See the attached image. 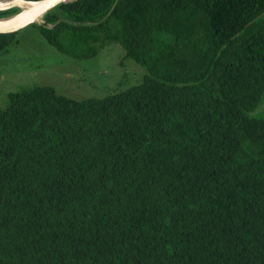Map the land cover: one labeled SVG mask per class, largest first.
Instances as JSON below:
<instances>
[{"label":"trees","instance_id":"trees-1","mask_svg":"<svg viewBox=\"0 0 264 264\" xmlns=\"http://www.w3.org/2000/svg\"><path fill=\"white\" fill-rule=\"evenodd\" d=\"M45 19L59 52L117 42L145 73L104 97L8 95L0 264H264V0H74Z\"/></svg>","mask_w":264,"mask_h":264},{"label":"rangeland","instance_id":"rangeland-1","mask_svg":"<svg viewBox=\"0 0 264 264\" xmlns=\"http://www.w3.org/2000/svg\"><path fill=\"white\" fill-rule=\"evenodd\" d=\"M45 20L44 15L42 22L34 23L41 25ZM124 56L117 42L87 57L62 53L53 48L35 24L26 25L16 31L14 41L0 50V108L5 107L10 93L26 88L51 86L67 97L83 99L111 94L120 82L123 88L136 84L145 69ZM251 115L264 117V101Z\"/></svg>","mask_w":264,"mask_h":264},{"label":"water","instance_id":"water-1","mask_svg":"<svg viewBox=\"0 0 264 264\" xmlns=\"http://www.w3.org/2000/svg\"><path fill=\"white\" fill-rule=\"evenodd\" d=\"M74 0H12L9 3H0V8L7 6H16L19 8L14 14L0 17V33L15 32L22 27L36 22V20L43 16L52 8L62 2H70ZM18 3H24L28 6L26 9H20Z\"/></svg>","mask_w":264,"mask_h":264},{"label":"bare ground","instance_id":"bare-ground-1","mask_svg":"<svg viewBox=\"0 0 264 264\" xmlns=\"http://www.w3.org/2000/svg\"><path fill=\"white\" fill-rule=\"evenodd\" d=\"M12 0H0V3H3V2H5V3H9V2H11ZM17 4H18V6L20 7V9H26V8H28V6L27 5H25L24 3H18L17 2ZM36 21H40V22H42L43 21V16H40Z\"/></svg>","mask_w":264,"mask_h":264}]
</instances>
